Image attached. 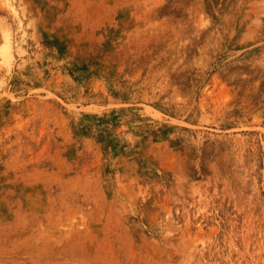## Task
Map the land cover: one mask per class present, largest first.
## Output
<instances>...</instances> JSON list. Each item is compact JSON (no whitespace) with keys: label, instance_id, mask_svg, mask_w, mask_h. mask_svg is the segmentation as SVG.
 Here are the masks:
<instances>
[{"label":"rangeland","instance_id":"1","mask_svg":"<svg viewBox=\"0 0 264 264\" xmlns=\"http://www.w3.org/2000/svg\"><path fill=\"white\" fill-rule=\"evenodd\" d=\"M0 264H264V0H0Z\"/></svg>","mask_w":264,"mask_h":264}]
</instances>
